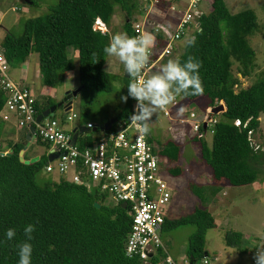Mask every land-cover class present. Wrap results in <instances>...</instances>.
I'll list each match as a JSON object with an SVG mask.
<instances>
[{"label":"trees","instance_id":"obj_1","mask_svg":"<svg viewBox=\"0 0 264 264\" xmlns=\"http://www.w3.org/2000/svg\"><path fill=\"white\" fill-rule=\"evenodd\" d=\"M177 1L159 0L156 8L165 12ZM31 3L32 7L37 6L34 1ZM209 3L211 13L196 18L195 45L185 46L178 57L181 63L189 56L202 63L199 74L203 92L178 97L186 102L207 100L209 119L216 121L211 145L206 141L208 132L203 129L193 139L200 143V158L211 170V177L208 185H190L191 193L203 207H196L180 218H173L171 207L161 231L163 234L180 227L195 228L185 251L184 261L189 264H200L204 258H210L205 250V238L208 231L216 229V223L207 207L221 190L226 186L248 187L258 181L256 164L260 161V149L251 146L248 133L259 132L260 117L264 114V72L254 84L241 87L242 80L251 78L256 70V53L249 40L260 31L257 17L251 10L232 15L224 0H209ZM116 7L125 14L124 32L136 36L135 18L146 13L140 0H58L46 16L26 21L19 37L7 33L0 48L11 68L21 67L30 55L37 54L41 86L51 90L61 87L65 75L75 70L74 59L69 57L73 50L79 60L78 97L92 106L99 94L113 91L115 77L104 71L108 55L103 52L111 37L108 32L98 30L96 23L109 26ZM149 22L152 23L151 19ZM148 31L153 29L148 26ZM166 45L165 36L157 34L153 50L159 54ZM130 80L124 78L126 86ZM132 100L129 98L115 116L117 124L113 130L129 118ZM6 102L7 95L0 88V112ZM56 105L51 99L42 104L37 101V115ZM81 109L84 115L90 113L89 107ZM236 121L241 122V127L235 126ZM4 124L0 119V130ZM97 134H100L98 127L80 136L78 149L90 147L97 141ZM2 137L0 131V154L13 152L10 156L0 155V241H4L0 243V264H18L16 245L26 239L23 228L30 223L36 225L31 241L32 264H144L138 257L126 255L125 243L132 227L128 209L108 205L106 195L88 192L64 179L40 186L37 179L43 174L48 157L44 154L37 163L25 165L20 162V153L26 137L19 142L8 141L5 147ZM149 141L153 142L151 138ZM35 144L45 151L49 149L40 140ZM155 153L166 164L168 176L177 179L184 175L180 166L182 149L177 142L166 141ZM95 203L101 208L96 209ZM8 228L16 229L12 241L4 240ZM243 239L238 232H228L225 245L243 255ZM168 257L164 247L147 264H166Z\"/></svg>","mask_w":264,"mask_h":264},{"label":"rangeland","instance_id":"obj_2","mask_svg":"<svg viewBox=\"0 0 264 264\" xmlns=\"http://www.w3.org/2000/svg\"><path fill=\"white\" fill-rule=\"evenodd\" d=\"M29 1H34L37 3V6H27L21 3L20 0H0V14L2 15V19L0 20V45L7 33L19 37L23 32V25L26 21L46 16L49 9L58 2V0ZM189 1L190 0H183L182 2L187 5ZM224 2L232 15H236L246 10L253 11L260 26V31L249 40L252 49L256 53V70L251 78L242 80L243 83L241 87L247 88L254 84L258 80L259 75L264 72V0H224ZM186 8L187 6H178L177 11L180 14L179 17H183ZM195 10H197L200 15L210 14L211 5L209 0H199ZM164 16L167 18L169 14L163 15L157 13L156 10H153L152 13L149 14V19L154 22L155 26L158 24L170 23V21L165 20ZM196 20L197 19H195V21ZM135 22L139 24L143 22V18L141 16L136 17ZM124 23L123 12L120 7H116L114 22H111L113 30L110 37L115 33L124 32ZM170 24L172 33H175L179 22H172ZM189 37H191L190 32H185L184 37L177 41L174 51L167 59H165L169 60L171 58L179 57L184 50L185 41ZM69 57L74 59L76 68L74 71L65 75L61 87L55 90H50L49 92H40L39 89L35 88L36 84L35 86L30 85V90L33 92L37 101L41 104L48 99L59 104L63 102L68 92H74L79 89V60L78 57L74 55L73 50H71ZM106 62L107 64L104 66V71L115 77L112 93L99 94L96 102L92 103V106H88L77 97L72 100V109H70L69 112H65L62 108L58 109L55 113L58 120L66 121L67 113L77 116L72 122H67L64 125V131L66 133H72L76 127H86L88 123L100 127L107 120L109 121L115 118V116L124 108L126 103L120 100L122 95H127L123 65L119 62L118 58L111 56H108ZM25 66L26 68H30L31 74L35 73L33 71H36L37 73L38 55H30ZM235 68L234 73H236ZM28 74L31 75L30 73ZM22 75H24L22 66L10 69V76L15 80V83H17ZM174 102H177L178 106L172 108V116L170 119L165 118L159 110L156 112L150 124L151 131L149 136L156 149H159L166 141L170 140L177 142L181 146L182 155L180 166L184 171V175L177 179L172 178L168 176L165 170L166 164L164 163L163 165L165 171L164 178L173 189L174 194L172 203L173 218H180L191 213L196 207H203L191 193L190 185H208L211 177V170L201 161L200 143L193 141V139L199 137L200 134L195 133L191 127L192 124H201L202 121L205 120L207 100L200 99L195 102H186L183 98L177 97ZM82 106L89 107L90 113L86 115L82 114ZM189 111L197 115L195 120L190 121L188 114ZM0 131H3V129ZM20 131L21 135H24L26 132L25 130ZM260 131L264 138V114L261 115ZM99 135L100 134H97V136ZM263 138L261 136L258 137L257 134L255 135L256 146L260 148V161L256 164V168L259 171L258 181L253 184V186L246 188H232L227 186L230 190V197L228 198L229 204L227 206H222L218 211H210L217 221L218 219L220 221L221 219L224 220L218 228L208 231L206 234L205 250L209 254L210 264H253L254 253L249 249H247V252L245 251L248 245L247 242L245 244L244 239L242 244V249L244 250L243 255L239 254L235 249L229 248L225 245V234L228 232H242L252 238L256 235L261 241L264 239ZM206 141L211 145L212 135L209 132L206 135ZM31 147L39 153L41 152V148L35 143H33ZM71 178V173L67 174L65 178L56 173L49 175L43 173L37 179V182L40 186H43L47 181L59 182L62 179L70 180ZM256 185L260 187L262 186V188L257 189L258 192L251 195L248 194L247 192ZM106 204L109 205L111 203L109 200H106ZM194 232L195 228L193 226H186L161 234V239L167 255L173 257H178L180 255L185 256L188 239L194 234Z\"/></svg>","mask_w":264,"mask_h":264},{"label":"built area","instance_id":"obj_3","mask_svg":"<svg viewBox=\"0 0 264 264\" xmlns=\"http://www.w3.org/2000/svg\"><path fill=\"white\" fill-rule=\"evenodd\" d=\"M141 2L147 6V11L143 22L134 24L136 36L148 31V26L153 31L156 29V26L149 22V14L159 1L141 0ZM198 3L199 0H192L171 38L163 32H155V35L165 36L167 45L159 54L152 47L149 64L145 69L148 74H151L159 61L171 55L188 26L200 16L195 10ZM96 28L103 33L108 32L100 21L96 23ZM10 69L0 48V88L7 95L6 105L0 112L2 122L26 132L31 126L35 127L34 141L40 140L49 146L45 155L58 156L53 162L47 163L43 173L48 175L56 173L63 178L71 173L72 178L64 180L82 186L88 192L96 191L106 195L110 205L126 204V209L132 217L131 232L125 243L126 255L129 258L138 257L147 264L158 250H164L161 231L174 197L173 189L164 178V162L156 155V147L149 141V134L141 138L135 125L128 118L119 123L115 130L100 133L97 141L84 150H79L77 143L75 146H70L72 135L64 131V125L72 122L77 116L67 113L66 121L48 118L43 119L39 124L36 123L37 99L29 88L21 87L11 79ZM134 105L133 99L130 115ZM177 106L178 103L173 102L159 111L165 118L170 119L172 108ZM188 114L190 121L197 118L195 113L189 111ZM215 124L216 121H210L206 111L205 120L201 124L194 123L191 127L195 133H199L201 129L204 130L205 125V131L212 135ZM234 124L236 127H241L240 121ZM87 128L91 131L96 129V126L90 123ZM248 140L255 150L260 149L256 146L253 132L248 133ZM165 262L189 264L187 261L178 263L171 257ZM201 263L210 264V258H204Z\"/></svg>","mask_w":264,"mask_h":264},{"label":"clouds","instance_id":"obj_4","mask_svg":"<svg viewBox=\"0 0 264 264\" xmlns=\"http://www.w3.org/2000/svg\"><path fill=\"white\" fill-rule=\"evenodd\" d=\"M155 32H163L170 38L173 36L170 23L158 24L155 31H145L137 36H129L127 32L115 33L103 48L106 55L118 58L125 73L131 77L127 85V95H122L120 100L125 103L129 98L135 100L129 120L135 125L141 138L150 133V124L158 110L172 104L180 95H195L203 92L199 74L202 63L192 56H189L184 63H181L178 57L171 58L151 74L145 71L155 43ZM195 43L196 37L191 36L186 39L185 46H194ZM35 230V224L24 226L26 239L16 245L18 264H32L31 241ZM15 236V228H8L4 232L5 241H12ZM255 250L254 264H264V243L259 244Z\"/></svg>","mask_w":264,"mask_h":264},{"label":"crops","instance_id":"obj_5","mask_svg":"<svg viewBox=\"0 0 264 264\" xmlns=\"http://www.w3.org/2000/svg\"><path fill=\"white\" fill-rule=\"evenodd\" d=\"M159 1V0H158ZM183 0H178L175 4H173L171 7H167V10L165 11V12H162V11H160L159 9H156V6H155V9L154 8H152L153 10H156L157 11V13H159V14H163V15H167V14H169V16H167V18L165 17V20L166 21H170V23H172V22H174V23H176V22H179V20H181L180 18L181 17H179L180 16V14L178 13V11H177V9H178V6H187V8H186V11H187V9H188V7H189V5L191 4V2H192V0H190L189 1V3L186 5L184 2H182ZM140 2H141V0H140ZM141 4L143 5V8H146V11H147V6H145L142 2H141ZM27 6H32V4H26ZM149 8V7H148ZM172 9H174V10H172ZM153 10H151V13H152V11ZM186 11H185V13H186ZM184 13V14H185ZM114 17H115V14H114V16H113V18H112V23L114 22ZM123 17H124V22H125V14L123 13ZM139 17V16H138ZM142 18H143V16H141ZM2 19V15L0 14V20ZM137 22H135L134 24H136ZM133 24V25H134ZM152 24H154V22L152 21ZM111 23H110V25L109 26H107L106 28H107V31H108V34L109 35H111V33H112V30H113V27H111ZM197 27H198V24H197V21H194V23L192 24V25H190V26H188V29H187V31H186V33L187 32H190V34H191V36H193L194 35V32H195V30H197ZM123 28H124V26H123ZM182 37H184V35L182 36ZM168 58V57H167ZM166 58V59H167ZM165 58L163 59V60H161V61H159L158 62V64L156 65V67L152 70V72H155V71H157L158 69H159V67H160V65L161 64H163V63H166L167 62V60H166ZM25 64L26 63H24L23 65H22V68H23V71H24V75H22V76H20V79H18V81H17V84H19L21 87H24V88H29V89H31L30 88V85H32V86H35V84H36V86H35V88L36 89H39V91L40 92H42V91H46V92H49L51 89H49V88H46V87H42L41 86V76H40V74H39V69H38V71H37V73H36V71H33V72H35V73H33V74H31V71H30V68H26V66H25ZM106 64H107V62H106ZM106 64H105V66H106ZM25 66V67H24ZM35 70V69H34ZM151 72V73H152ZM28 73H30L31 75H29ZM38 76H39V78H38ZM13 81H15L13 78H11ZM20 80V81H19ZM72 109V108H71ZM260 124H261V117H260ZM75 129H80V128H75ZM260 131V130H259ZM2 132V134H3V137H2V140H3V143H2V145H3V147H5L6 146V142H11V141H14V142H19L20 140H21V138L24 136V137H26V133L27 132H25V134L24 135H21V131L20 130H18V129H16L13 125H11V124H4V127H3V131H1ZM257 136L259 137V136H261L262 138H263V136H262V134H261V131L260 132H258L257 133ZM263 141H264V138H263ZM33 143H35V142H33ZM32 143V144H33ZM31 144V145H32ZM31 145L28 147V149L25 151V153H24V158H27V159H33V158H36V157H38L39 159L45 154V150L44 149H40L41 150V152L39 153L38 151H36V150H34V149H32V147H31ZM39 153V154H38ZM48 175V174H47ZM253 186V185H252ZM249 187V186H248ZM242 188H246V187H242ZM260 188H262V186L260 187V186H258V185H256V186H254V188H251V190H249L247 193L248 194H253V193H255V192H258L257 191V189H260ZM229 188L226 186V187H224L222 190H221V192L218 194V196H217V198L215 199V201H214V203L212 204V205H210V206H208L207 208H208V211L210 212H213L214 210L216 211H218L222 206H227L228 204H229V197H230V194H229ZM240 197V196H239ZM213 210V211H212ZM210 212V213H211ZM211 215H212V213H211ZM213 216V215H212ZM214 217V216H213ZM214 219H215V223H216V228H218L219 227V225L224 221L223 219H221V221L218 219V221L216 220V218L214 217ZM244 237V242H245V244H246V242H247V245H248V247L246 248V252L248 251L247 249H249V250H251L252 251V253H255V248L259 245V244H261V243H264V239L261 241L260 239H258L257 237H256V235L254 236V238H252L251 236H249V235H246L245 233H242V232H240ZM170 257H172L174 260H176V262H178V263H182L184 260H185V256H178V257H173V256H171V255H169ZM216 258V257H215ZM253 264H254V261H253Z\"/></svg>","mask_w":264,"mask_h":264},{"label":"water","instance_id":"obj_6","mask_svg":"<svg viewBox=\"0 0 264 264\" xmlns=\"http://www.w3.org/2000/svg\"><path fill=\"white\" fill-rule=\"evenodd\" d=\"M20 2L25 4V5L26 4H29V5L32 4L29 0H20ZM125 77L127 79L130 78L127 73H125ZM79 95H80V89H77L74 92H68L66 94L65 99L63 100V102L57 104L56 106H52L50 109L44 111L41 115H38L37 119H36V123L39 124L43 119L54 118L55 113H56V111L58 109L62 108L65 112H69V110L71 109V106H72V100L74 98H77ZM115 124H117V119L114 118V119H111L110 121L106 122L103 126L98 127V130H99L100 133L109 132V131H111L113 129V126ZM205 129H206V126L204 125V130ZM35 131H36V129H35L34 126H31L29 128V130L26 133V139H25L26 143L24 145V150L20 153V162L24 163L25 165L35 164V163H37L40 160L38 157L30 159V160H25L24 159L25 151L34 142ZM88 133H90V130L88 128H86V127H82L80 129H74L73 132H72L71 140H70V146H75L76 143H77L78 138L80 136H83V135L88 134ZM12 152H13V150H10L8 153H1L0 155L1 156H10L12 154ZM57 158H58L57 155H55V156L50 155L48 157V162H53ZM94 207L96 209H100L101 205L98 204V203H95ZM121 207H122V209H126L127 208L126 204H121ZM205 257H207L206 254H205Z\"/></svg>","mask_w":264,"mask_h":264}]
</instances>
